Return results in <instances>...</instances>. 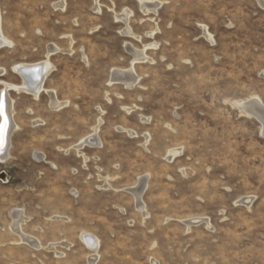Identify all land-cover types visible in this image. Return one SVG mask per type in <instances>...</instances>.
<instances>
[{
	"label": "rangeland",
	"instance_id": "rangeland-1",
	"mask_svg": "<svg viewBox=\"0 0 264 264\" xmlns=\"http://www.w3.org/2000/svg\"><path fill=\"white\" fill-rule=\"evenodd\" d=\"M61 1L0 0L11 42L0 80L52 66L38 98L9 92L18 128L0 162V264H87L82 232L99 240L96 264H264V130L239 108L264 107V0H155V12ZM129 69L132 87L112 80ZM95 126L99 146L79 155ZM141 179L143 211L131 193ZM20 209L38 250L10 230Z\"/></svg>",
	"mask_w": 264,
	"mask_h": 264
},
{
	"label": "bare ground",
	"instance_id": "bare-ground-1",
	"mask_svg": "<svg viewBox=\"0 0 264 264\" xmlns=\"http://www.w3.org/2000/svg\"><path fill=\"white\" fill-rule=\"evenodd\" d=\"M138 1L140 3L141 9L144 12H155V9L160 5L159 2L155 0H138ZM57 6L58 8L62 9L63 0ZM95 10L98 11V8L96 7ZM129 15H130V12L125 10L122 12V15L120 16L116 15L117 16L116 18L126 22ZM123 33L126 35L131 34L128 29H126ZM10 45H11V42L4 36L3 31H2V16L0 12V49L4 47H8ZM56 49L50 48L48 51V54L56 51ZM131 52L134 58L133 62L144 60L143 51L139 52L135 50ZM51 68L52 66L48 60H44L40 63L19 64V65L14 66L13 71L21 77L22 79L21 84L19 85L9 84V83H5L0 80V86H1L0 112H2V115H0V125H3V132L0 133V162H4L8 158V150L10 146V136L12 132L18 128V126L15 124L12 118L13 100L10 98L9 92L13 91L17 93H26V94L33 96L34 98H38L40 93L43 91V86H42L43 79L48 75ZM3 74H4V70L0 69V76H2ZM112 80L123 81L126 87H132L135 84V82H137V76L134 74V72L131 69L124 71V72L114 71L112 74ZM48 93L50 95V106L52 108L56 109L64 105V103H60L55 99L53 92H48ZM239 108L241 109L243 113L253 115L257 119H259L263 125V130H264V107L256 98L250 100L247 103H242L241 105H239ZM97 132H98V127L95 126L92 129V133L90 135H87L81 138L77 142V144L74 145V148L79 155L81 154L80 150L85 146H89V147L99 146L100 140L97 137ZM174 151H172V153H169L170 157L175 154ZM36 158L40 159L39 156H37ZM83 159L86 160L84 156H83ZM139 181L140 182L137 188H135L134 190L132 189L133 191L131 193L133 194L135 198L136 207H138L139 210L143 211L144 205L141 201V195H142V192L144 191L145 180L141 179ZM11 218L13 222H12V225L10 226V230L14 234H16V236L19 238V242L26 243L36 250L40 249L42 246L41 243L37 239H34L30 237L29 235H26L22 230V225L27 221V217L25 216L23 210L20 209V210L14 211L13 213H11ZM53 219H64V218H60V217L58 218L57 216H55ZM191 224L192 223L189 221L187 225L190 226ZM80 239L83 242V244L86 246V248L90 252H92V254H90L87 258V264H96V261L98 258L97 250L99 248L98 238H96L95 236L87 232H82L80 235ZM57 246H61L67 249L70 245L62 241L58 243L49 244L47 248L49 250H54L56 249ZM56 254L58 255V257H61L63 255L62 253H58V252H56Z\"/></svg>",
	"mask_w": 264,
	"mask_h": 264
},
{
	"label": "snow or ice",
	"instance_id": "snow-or-ice-1",
	"mask_svg": "<svg viewBox=\"0 0 264 264\" xmlns=\"http://www.w3.org/2000/svg\"><path fill=\"white\" fill-rule=\"evenodd\" d=\"M0 115H2V112H0ZM3 132V125H0V133Z\"/></svg>",
	"mask_w": 264,
	"mask_h": 264
},
{
	"label": "crops",
	"instance_id": "crops-1",
	"mask_svg": "<svg viewBox=\"0 0 264 264\" xmlns=\"http://www.w3.org/2000/svg\"><path fill=\"white\" fill-rule=\"evenodd\" d=\"M24 212V211H23Z\"/></svg>",
	"mask_w": 264,
	"mask_h": 264
}]
</instances>
